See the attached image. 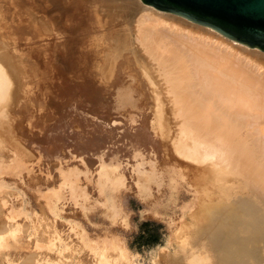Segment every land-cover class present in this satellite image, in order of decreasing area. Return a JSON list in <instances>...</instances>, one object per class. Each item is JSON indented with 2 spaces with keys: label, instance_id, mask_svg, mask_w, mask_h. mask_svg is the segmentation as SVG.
<instances>
[{
  "label": "rangeland",
  "instance_id": "1",
  "mask_svg": "<svg viewBox=\"0 0 264 264\" xmlns=\"http://www.w3.org/2000/svg\"><path fill=\"white\" fill-rule=\"evenodd\" d=\"M128 1L0 0L21 68L0 117V264H229L213 238L223 211L211 216L251 196L222 197L209 162L175 154L156 87L130 54L115 59L122 21L104 9ZM250 249L248 264H264V240Z\"/></svg>",
  "mask_w": 264,
  "mask_h": 264
},
{
  "label": "bare ground",
  "instance_id": "2",
  "mask_svg": "<svg viewBox=\"0 0 264 264\" xmlns=\"http://www.w3.org/2000/svg\"><path fill=\"white\" fill-rule=\"evenodd\" d=\"M105 9L107 23L117 17L122 21L115 40L119 46L115 59L130 54L135 69H142L156 87L153 105L157 125L170 132L169 136L173 132L170 137L175 154L201 165L209 162L214 176L211 179L220 183L222 197L233 189L243 192L240 196L245 192L251 196L236 198L238 201L221 208L217 202L219 210L211 216L219 217L223 211V225L221 222L213 232V238L217 246L229 250L226 261L248 264L247 257L254 250L251 246L264 240L260 238L264 233V53L141 0H130L115 10ZM46 25L44 21L40 26L46 30ZM15 61L0 38L3 118L21 83V71H17L20 66ZM229 182L234 187H226ZM208 216L204 219L211 227L213 218L207 222ZM201 226L206 227L204 223ZM200 232L195 233L201 235Z\"/></svg>",
  "mask_w": 264,
  "mask_h": 264
},
{
  "label": "water",
  "instance_id": "3",
  "mask_svg": "<svg viewBox=\"0 0 264 264\" xmlns=\"http://www.w3.org/2000/svg\"><path fill=\"white\" fill-rule=\"evenodd\" d=\"M264 52V0H141Z\"/></svg>",
  "mask_w": 264,
  "mask_h": 264
}]
</instances>
